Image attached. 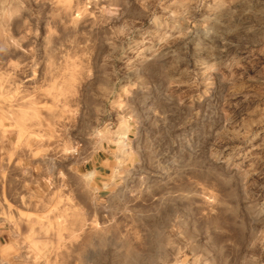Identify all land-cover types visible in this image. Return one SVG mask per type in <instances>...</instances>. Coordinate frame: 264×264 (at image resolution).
<instances>
[{
    "label": "clouds",
    "instance_id": "9594fccd",
    "mask_svg": "<svg viewBox=\"0 0 264 264\" xmlns=\"http://www.w3.org/2000/svg\"><path fill=\"white\" fill-rule=\"evenodd\" d=\"M0 130V264H264V0H0Z\"/></svg>",
    "mask_w": 264,
    "mask_h": 264
},
{
    "label": "rangeland",
    "instance_id": "374dc122",
    "mask_svg": "<svg viewBox=\"0 0 264 264\" xmlns=\"http://www.w3.org/2000/svg\"><path fill=\"white\" fill-rule=\"evenodd\" d=\"M0 135H2V130H0ZM3 159H0V165L5 167H15L17 165V160L19 159V154L16 152H11L10 154H2ZM11 159V165H7L6 161ZM26 166V165H25ZM87 179L91 180L92 176H89ZM86 264H110L108 258L104 256L101 252H97L94 255H90Z\"/></svg>",
    "mask_w": 264,
    "mask_h": 264
}]
</instances>
